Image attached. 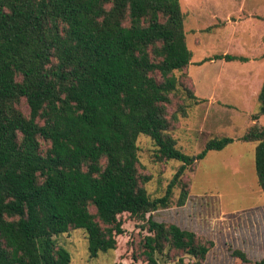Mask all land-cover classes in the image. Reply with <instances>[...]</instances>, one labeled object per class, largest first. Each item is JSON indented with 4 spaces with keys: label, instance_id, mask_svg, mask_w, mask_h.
Instances as JSON below:
<instances>
[{
    "label": "trees",
    "instance_id": "16d2710c",
    "mask_svg": "<svg viewBox=\"0 0 264 264\" xmlns=\"http://www.w3.org/2000/svg\"><path fill=\"white\" fill-rule=\"evenodd\" d=\"M254 18L263 32L264 10ZM185 20L181 0H0V264H71L56 236L76 228L86 230L92 256L114 250L125 213L148 231L136 259L207 258L213 240L147 217L171 204L176 184L178 205L190 195L183 175L195 158L171 133L188 104L170 112L181 89L203 101L187 73L177 74L193 58ZM258 98L241 139L257 142L264 188V81ZM141 134L156 145L155 160L183 162L159 196L141 169ZM234 141L211 138L196 158ZM232 254L264 264L242 248Z\"/></svg>",
    "mask_w": 264,
    "mask_h": 264
},
{
    "label": "rangeland",
    "instance_id": "374dc122",
    "mask_svg": "<svg viewBox=\"0 0 264 264\" xmlns=\"http://www.w3.org/2000/svg\"><path fill=\"white\" fill-rule=\"evenodd\" d=\"M181 5L193 58L189 67L177 74L186 72V84L203 99L195 103L181 89L170 106L172 112L179 103L188 104L187 115L179 114L171 133L178 146L195 158L183 175L190 183V195L185 205H178L181 185L176 184L171 204L147 217L176 223L213 240L202 264H243L233 256L234 248L260 260L264 258V188L256 171L257 142L241 137L255 122L252 114L260 108L256 85L264 78V31L254 15L264 10V0H181ZM211 96L213 100H209ZM259 122L264 125V114ZM218 136H231L235 141L198 160L196 155L207 140ZM138 145L141 169L152 177L147 183L149 193L153 197L164 194L183 162L155 160L156 145L146 134L139 136ZM122 218L125 232L117 237L118 247L97 256L91 255L83 228L71 229L56 239L72 253L71 264H147L135 258L148 233L143 221L129 213Z\"/></svg>",
    "mask_w": 264,
    "mask_h": 264
},
{
    "label": "crops",
    "instance_id": "0c3cea01",
    "mask_svg": "<svg viewBox=\"0 0 264 264\" xmlns=\"http://www.w3.org/2000/svg\"><path fill=\"white\" fill-rule=\"evenodd\" d=\"M263 81H264V78H262V79L260 80L259 84L256 85V86L259 87V88H258V95H259V92H260L261 86H262V84H263ZM209 100H213V97L211 96V97L209 98ZM260 118H261V117H260ZM259 120H260V119H259ZM259 123H260V122H259Z\"/></svg>",
    "mask_w": 264,
    "mask_h": 264
}]
</instances>
